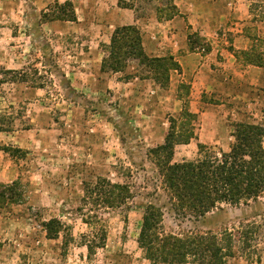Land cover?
<instances>
[{
    "label": "rangeland",
    "instance_id": "374dc122",
    "mask_svg": "<svg viewBox=\"0 0 264 264\" xmlns=\"http://www.w3.org/2000/svg\"><path fill=\"white\" fill-rule=\"evenodd\" d=\"M56 1L0 0V264H151L138 243L150 203L163 210L162 231L227 232L233 256L226 264H264V194L203 216L183 215L164 183L166 157L152 152L171 127L190 139L167 156L172 163L198 158L199 144L228 151L237 123L264 126L257 76L224 106L216 105L215 93L200 96L191 74L179 82L175 69L167 71L173 60L130 56L119 70H103L106 1L80 25L67 20L71 7L62 15ZM174 1L119 4L148 20L156 7L174 14ZM250 9L251 21L264 20V0ZM147 20L135 25L143 49ZM99 178L126 186L127 197L108 206L105 182L87 193V183ZM54 217L63 227L48 238L44 223ZM103 232L104 245L89 254L88 236Z\"/></svg>",
    "mask_w": 264,
    "mask_h": 264
},
{
    "label": "trees",
    "instance_id": "16d2710c",
    "mask_svg": "<svg viewBox=\"0 0 264 264\" xmlns=\"http://www.w3.org/2000/svg\"><path fill=\"white\" fill-rule=\"evenodd\" d=\"M55 4L62 15L65 14L66 7H71L72 11L67 20H77L72 1H56ZM196 38L195 34L190 36L193 47L198 46ZM141 43L135 25L117 26L112 33L110 44L105 45L109 53L103 58L102 69L119 70L125 66L124 62L130 56L147 60L151 58V61L157 62L173 60L175 66H167V71L180 67L173 56L147 55ZM237 54L242 56L246 63L264 64L261 54L249 51ZM172 129L171 127L164 143L153 148L152 152L166 157L163 165L164 183L171 204L177 212L199 217L222 203L240 205L263 196L264 126L237 123L232 134L234 142L228 151L216 152L206 149L204 144H199L198 158L171 163V160L167 161V156L173 155L175 146L190 140L180 138L175 131H171ZM104 182L106 197L103 201L108 203V206H113L121 198L127 197L126 186L104 178H99L93 185L87 183L85 190L92 193L95 189H100ZM0 198H4L2 192ZM162 220L163 210L160 207L151 203L145 207L138 243L151 264H226L227 257L233 256V238L230 233H166L162 231ZM44 225L48 238H57L63 227L56 217L49 219ZM92 235H89V239L84 243L89 254L95 253L97 247H102L106 238L104 232L98 239Z\"/></svg>",
    "mask_w": 264,
    "mask_h": 264
},
{
    "label": "crops",
    "instance_id": "0c3cea01",
    "mask_svg": "<svg viewBox=\"0 0 264 264\" xmlns=\"http://www.w3.org/2000/svg\"><path fill=\"white\" fill-rule=\"evenodd\" d=\"M70 1L77 20L69 22L76 25L93 10H103L106 1V44L110 43L117 26H138L142 19L147 20L135 7L120 5V0ZM252 2L255 0H175L176 12L172 15L166 9L168 6L156 7L150 10L144 22L145 27H149L144 34V50L152 57L173 56L180 66L175 70L179 82L191 74L194 77L191 83L200 96L215 93L221 98L216 105L226 106L240 97L239 93L248 92L249 85L254 84L252 73L264 89V64L246 63L237 54L249 51L262 53L264 57V20H250ZM98 4L101 6L96 7ZM194 34L207 44V48L199 44L192 46L190 36Z\"/></svg>",
    "mask_w": 264,
    "mask_h": 264
}]
</instances>
